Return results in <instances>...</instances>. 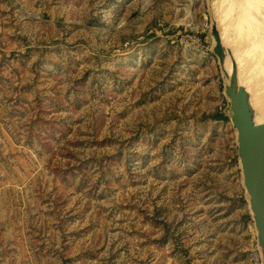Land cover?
Here are the masks:
<instances>
[{
  "label": "rangeland",
  "instance_id": "374dc122",
  "mask_svg": "<svg viewBox=\"0 0 264 264\" xmlns=\"http://www.w3.org/2000/svg\"><path fill=\"white\" fill-rule=\"evenodd\" d=\"M214 1L0 0V264L250 263Z\"/></svg>",
  "mask_w": 264,
  "mask_h": 264
},
{
  "label": "water",
  "instance_id": "95a60500",
  "mask_svg": "<svg viewBox=\"0 0 264 264\" xmlns=\"http://www.w3.org/2000/svg\"><path fill=\"white\" fill-rule=\"evenodd\" d=\"M218 0L213 8L218 9ZM211 37L218 58L229 102L230 118L237 133V154L242 170L243 186L248 196L257 232V243L264 264V124L256 123V111L247 88L240 83L238 64L223 40L218 19L212 12ZM227 80V83L225 81Z\"/></svg>",
  "mask_w": 264,
  "mask_h": 264
},
{
  "label": "bare ground",
  "instance_id": "6f19581e",
  "mask_svg": "<svg viewBox=\"0 0 264 264\" xmlns=\"http://www.w3.org/2000/svg\"><path fill=\"white\" fill-rule=\"evenodd\" d=\"M217 4L222 40L237 61L240 83L251 95L256 123L264 124V0H218Z\"/></svg>",
  "mask_w": 264,
  "mask_h": 264
},
{
  "label": "built area",
  "instance_id": "2783aa9c",
  "mask_svg": "<svg viewBox=\"0 0 264 264\" xmlns=\"http://www.w3.org/2000/svg\"><path fill=\"white\" fill-rule=\"evenodd\" d=\"M249 264H262V256L259 247L252 252Z\"/></svg>",
  "mask_w": 264,
  "mask_h": 264
},
{
  "label": "trees",
  "instance_id": "16d2710c",
  "mask_svg": "<svg viewBox=\"0 0 264 264\" xmlns=\"http://www.w3.org/2000/svg\"><path fill=\"white\" fill-rule=\"evenodd\" d=\"M219 117H222V118H224V119H225V118L227 119V117H224V116H219Z\"/></svg>",
  "mask_w": 264,
  "mask_h": 264
}]
</instances>
